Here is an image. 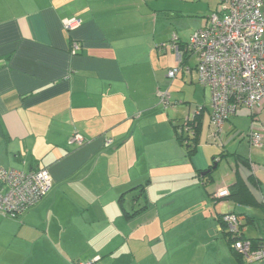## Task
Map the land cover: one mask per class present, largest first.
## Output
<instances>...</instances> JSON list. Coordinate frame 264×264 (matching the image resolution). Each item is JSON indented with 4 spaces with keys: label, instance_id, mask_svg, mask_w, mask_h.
<instances>
[{
    "label": "crops",
    "instance_id": "obj_1",
    "mask_svg": "<svg viewBox=\"0 0 264 264\" xmlns=\"http://www.w3.org/2000/svg\"><path fill=\"white\" fill-rule=\"evenodd\" d=\"M180 1L198 0H0V167L47 169L54 181L19 219L0 212V264H246L228 242L229 213L241 218L245 238H264V141L249 157L228 149L249 139L248 112L247 133L229 118L218 145L211 118L208 133L205 125L210 99L192 119L188 111L199 143L185 152L188 162H171L188 165V178H166L157 174L163 162H152L166 151L159 146L177 152L181 143L178 108L159 97L164 53L178 59L171 44L161 46L173 39L176 19L193 15ZM70 19L80 26L67 30ZM192 59L191 71L178 75L193 83ZM75 134L82 145L71 142ZM230 156L231 175L218 181ZM238 179L250 205L230 192L216 197ZM177 183L195 195L186 211L168 209Z\"/></svg>",
    "mask_w": 264,
    "mask_h": 264
},
{
    "label": "built area",
    "instance_id": "obj_2",
    "mask_svg": "<svg viewBox=\"0 0 264 264\" xmlns=\"http://www.w3.org/2000/svg\"><path fill=\"white\" fill-rule=\"evenodd\" d=\"M220 2L221 9L208 18L207 25L196 31L183 49L177 45L179 38L173 36L171 46L178 53L179 67L172 69L169 77L176 78L182 68L190 72L185 56L194 57L199 82L210 90L211 140L220 143L226 121L246 111L252 119L248 134L250 144L261 148L264 141V126L259 119L264 107V0ZM78 26L80 21L76 19L64 22L67 30ZM72 47L74 53L80 49L78 44ZM161 47L164 49L168 44ZM159 97L165 108L172 106L168 91H160ZM71 142L82 145L84 139L75 134ZM53 186L47 169L24 172L0 167V212L19 219L38 205ZM228 195L229 190L224 189L216 197ZM223 222L231 236L240 235L242 220L238 215L225 214ZM233 247L247 263L264 260V247L255 249L249 239L238 240Z\"/></svg>",
    "mask_w": 264,
    "mask_h": 264
},
{
    "label": "rangeland",
    "instance_id": "obj_3",
    "mask_svg": "<svg viewBox=\"0 0 264 264\" xmlns=\"http://www.w3.org/2000/svg\"><path fill=\"white\" fill-rule=\"evenodd\" d=\"M172 3V2H170ZM180 7L184 10L191 11L193 15L191 16H185V17H180L176 19L175 24V33L173 34L176 36H179L182 41L189 43L191 41V38L193 34L203 28L207 21L208 18L216 12L215 8L223 6L221 4L220 0H198L195 3H184L182 1L179 2ZM180 9V8H178ZM208 15V16H207ZM207 17V20H206ZM182 32V34H180ZM172 36V38H173ZM169 55H166L164 53V63H163V68H162V73L164 74V81L166 83L165 86H163V91L166 92L168 91L171 93V103L172 106L177 107L176 115H175V120L179 126L185 125V119L187 118L186 115L188 111L190 110V119L193 118L194 116V111L195 107L200 110L201 108H207L209 109V90L205 89L199 82L197 72L194 71L193 73V83L191 82V78H187L183 80L181 78V75H177L176 78H170L169 77V72L174 69L179 67V62L178 59L176 58V55L172 53V51H169ZM192 66H195L196 61L192 59L190 61ZM182 73V72H181ZM197 103L195 106L194 104ZM171 109V108H169ZM207 120L206 124L207 127V133L209 131V119L211 118L210 113L205 110ZM246 112L241 113L240 115H237L235 117L231 116L230 121L232 125H235L237 129L240 132H244L245 134L247 133V130L249 128V117L246 115ZM188 116V115H187ZM211 121V119H210ZM261 123L264 126V120L261 119ZM176 124V125H177ZM177 125V126H178ZM230 125H226L225 129H227ZM223 134H226V130H223ZM189 132H184L183 135V144H179V148L176 151H173L169 144H164L162 146H159V154L161 153V150H165L164 155H161L156 161L152 162H163V164L158 168L157 174H160L162 176H166V178L171 177V178H179V177H187L188 178V165L185 168L184 166L182 167L181 164L177 163H171V162H183L186 157H185V152H187V146L186 143L189 139ZM208 135V134H207ZM231 137L230 135L228 138ZM247 137V136H246ZM241 138H237L233 141L232 146L228 148L230 152H233L236 149H238L239 154H242L245 157L250 156V152L254 150V148L251 146L249 139L245 138L243 140H240ZM206 141V140H205ZM219 145V143H218ZM166 147V148H165ZM219 151V150H218ZM188 162V161H184ZM229 162H234V159L232 156L228 157V159H224L221 163L220 168L218 169L216 173V178L219 180L227 179L228 175H231V168L229 166ZM176 190L175 193L172 196L171 199V204L168 207V209H173V211H186L187 208L195 201V195L193 192V189L189 185H181L180 183L176 184ZM210 190L211 187L209 186ZM185 218L181 219L180 222H183ZM248 234H251L252 231L251 229H248ZM207 260L208 257H207ZM264 263V260L260 262H255L253 264H262Z\"/></svg>",
    "mask_w": 264,
    "mask_h": 264
},
{
    "label": "trees",
    "instance_id": "obj_4",
    "mask_svg": "<svg viewBox=\"0 0 264 264\" xmlns=\"http://www.w3.org/2000/svg\"><path fill=\"white\" fill-rule=\"evenodd\" d=\"M172 42H173V39L171 40V42L165 43V44L169 45V44H172ZM187 44L186 43L182 44L179 41L177 45L179 46L180 49H183ZM185 59H187V56H185ZM184 123H185V125H183V126L178 125L175 127L176 135H177L178 140L181 142V144H183L184 132H187V133L189 132V135H188L189 139L186 143L187 152L189 155H193L196 152V148H197V145L199 143V136H198V133L196 131H193V128L191 129V126L193 124L190 123L189 120L185 121ZM188 127H189V129L186 131V129ZM191 131H192V134H191L192 136L190 138V132ZM244 163H246V162H244ZM229 192H230V195L228 197L230 199H233L235 202L240 203V204L243 203V204H249L250 205L251 202L253 201L251 192L249 191V188L247 187L246 183L242 179H238L237 182L231 187V190ZM242 226H243V224H242ZM226 232H227L226 236L228 238V242H229L234 254L236 255V257L239 259V261L241 263H243V261H244L246 264H250V263H247L246 260H244L243 255L241 253H239L237 250H235V248L233 247V244L236 241L247 239L243 236L242 229H241L240 235H237L235 237L231 236V234L228 231H226ZM249 240H251L253 247L255 249L264 247V238L261 240L260 239H249Z\"/></svg>",
    "mask_w": 264,
    "mask_h": 264
},
{
    "label": "water",
    "instance_id": "obj_5",
    "mask_svg": "<svg viewBox=\"0 0 264 264\" xmlns=\"http://www.w3.org/2000/svg\"><path fill=\"white\" fill-rule=\"evenodd\" d=\"M216 166H217V165L215 164L214 167L216 168ZM205 174H207V172H204V173H203V175H205Z\"/></svg>",
    "mask_w": 264,
    "mask_h": 264
}]
</instances>
